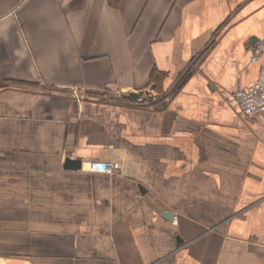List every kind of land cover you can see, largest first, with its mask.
Masks as SVG:
<instances>
[{
    "label": "crops",
    "instance_id": "obj_1",
    "mask_svg": "<svg viewBox=\"0 0 264 264\" xmlns=\"http://www.w3.org/2000/svg\"><path fill=\"white\" fill-rule=\"evenodd\" d=\"M263 39L264 0H0V264H264Z\"/></svg>",
    "mask_w": 264,
    "mask_h": 264
},
{
    "label": "built area",
    "instance_id": "obj_2",
    "mask_svg": "<svg viewBox=\"0 0 264 264\" xmlns=\"http://www.w3.org/2000/svg\"><path fill=\"white\" fill-rule=\"evenodd\" d=\"M264 55V39L258 41L250 56L251 62H256ZM233 103L249 119L264 120V66L258 82L247 88L238 90L232 98ZM90 172L115 174L119 168L113 161L88 162L86 168Z\"/></svg>",
    "mask_w": 264,
    "mask_h": 264
},
{
    "label": "water",
    "instance_id": "obj_3",
    "mask_svg": "<svg viewBox=\"0 0 264 264\" xmlns=\"http://www.w3.org/2000/svg\"><path fill=\"white\" fill-rule=\"evenodd\" d=\"M126 100L131 102L146 101L147 97L144 96L143 92L128 93L123 96ZM81 161L76 159L67 158L64 167L69 170H79L81 168ZM174 218V217H173Z\"/></svg>",
    "mask_w": 264,
    "mask_h": 264
},
{
    "label": "trees",
    "instance_id": "obj_4",
    "mask_svg": "<svg viewBox=\"0 0 264 264\" xmlns=\"http://www.w3.org/2000/svg\"><path fill=\"white\" fill-rule=\"evenodd\" d=\"M116 1L118 2V0H110L111 3H116Z\"/></svg>",
    "mask_w": 264,
    "mask_h": 264
}]
</instances>
